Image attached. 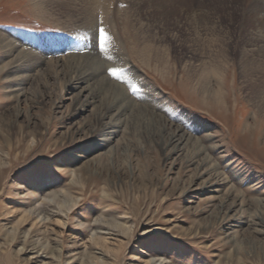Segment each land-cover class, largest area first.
Returning a JSON list of instances; mask_svg holds the SVG:
<instances>
[{"label":"rangeland","instance_id":"374dc122","mask_svg":"<svg viewBox=\"0 0 264 264\" xmlns=\"http://www.w3.org/2000/svg\"><path fill=\"white\" fill-rule=\"evenodd\" d=\"M255 1L137 0V7L128 6L135 15L139 44L153 47L150 53L157 62L152 65L172 67L176 80L163 82L135 56L129 67L176 101L177 112L161 113L169 122L186 128L183 117L188 114L191 124L207 125V131L191 133L201 139L219 166L217 173L229 182L219 192H197L208 177L199 179L185 152L167 159L156 142L159 133L147 123L139 127L132 121L109 146L101 147L91 127L93 108L73 116L79 109L78 91L69 86L66 72L62 76L44 66L16 73L6 50H0V264H42L17 256L28 231L31 242L46 235L55 241L63 251V264H81L94 253H104L100 264H264V226L257 219L264 212L258 203L264 201V164L257 161L261 154L256 148L248 153L250 145L236 126L241 116L252 126L264 122V53L242 55L264 51V0H258L257 8ZM85 6L81 0H0V33L32 40L47 61L68 57L70 50L63 51L70 49L67 41L79 43L77 29ZM99 28L102 25L95 45ZM113 36L120 48L121 40ZM131 42L125 38L127 48ZM209 58H221L217 64L227 74V88L235 87L231 99L235 101L236 93L238 114L232 117V108L229 119L235 133L200 112L199 101L180 88L186 63V68L198 66L212 75L209 65L215 64ZM125 70L119 69V76ZM130 82L124 86L128 95L145 106L150 90ZM9 91L24 97L18 103ZM207 137L211 140L204 141ZM228 191L233 195L224 209L220 204ZM233 201L236 205L230 208ZM34 209L45 212L38 217ZM228 218L240 223L231 227ZM18 222L23 223L12 242L7 232ZM95 235L106 241H93Z\"/></svg>","mask_w":264,"mask_h":264},{"label":"bare ground","instance_id":"6f19581e","mask_svg":"<svg viewBox=\"0 0 264 264\" xmlns=\"http://www.w3.org/2000/svg\"><path fill=\"white\" fill-rule=\"evenodd\" d=\"M81 1L83 5L86 4L84 10L87 12L86 15L84 14V17L80 18V24L78 25L77 29L78 33L80 34V37H77V39H79L80 47L75 46L79 44L77 41L76 43L67 41L66 45L70 49H65L63 52L70 50L71 53L68 57L58 59L55 57V59L47 61L45 59L44 53L36 50V45H33L31 42L32 40L30 41L23 39L20 36L13 35L11 33H7L6 35L0 33V50H6L7 57L11 59V62L15 65L11 68V71L25 74L39 70L41 68L43 69L44 66H47V69L52 73H62V76H64L65 74L63 75V72H66L70 76L69 86L73 90L78 91V93H76L78 100L76 101L79 104V109H75L76 113L73 114V116H77L78 111H85L88 107L93 108L92 112L94 114V125L91 127L94 129L93 132H98L99 140L102 142V145H100L101 147L109 146L117 137V134L121 131L120 129L124 126L125 128H128V126L132 124V121L136 122L138 124L137 126L139 127H141L142 123H147L148 126L154 127L159 133L158 140H156V142L161 145L160 147L164 151L167 159L171 156L185 152L186 158H188V163L191 165H196L199 172V179L203 178L204 176L208 177L198 188H196L197 192L207 191L209 190L208 188H211L214 192H219L221 187H224L225 185L227 186L229 182L226 181L222 175L217 173L219 166L217 163H213L211 158L208 156V150H206V146L202 144L201 139H195L193 137L194 135L191 133L194 131H198L199 133L207 131V125L200 123L195 124L196 121L195 123L191 124L192 118H188V114L187 117H183V121H187L185 126L186 128L181 125H175L169 122L162 116L161 113H171L172 111L177 112V108L179 106H174V102L176 103V101L166 97L162 91L158 90L157 86L144 81L138 70L129 67L130 61L133 59L132 57L135 56L137 57V60L146 68L150 70L154 69L155 73L160 76L163 82L174 83V80H176V75H174L171 70L172 67L171 69L170 67L168 68V66L159 67V63H157L155 66L152 65L153 61L155 60L152 58L150 53L153 52L151 50L153 47L150 48L147 43H145V45L139 44V34L137 35L133 24L135 15L128 10L129 4H133L137 0H128L126 3L122 4H120L118 0ZM122 2H124V0H122ZM125 4H127L128 8H125ZM257 6H259L258 0L254 2V7L257 8ZM134 7H137V5H134ZM77 22L75 19V24ZM101 25L102 28L108 29V32H105L108 34L110 39L106 45L107 50L99 53L100 51H96L98 50L97 47L99 45H95V42L98 40V27ZM121 25L122 27H120ZM65 27L67 28V26ZM113 35L117 36L118 39L121 40L122 44L120 48H117L119 47L118 44H115V42L112 41L111 36ZM95 37L96 40L94 42ZM128 37L131 40L133 39L134 42H131L132 45L127 48L126 45H128V43L125 45V38ZM260 39L264 43V39ZM86 49H90L91 52L89 51V54L87 53V55L82 54ZM118 51H122V53H118ZM257 51L258 50L244 51L242 52V55L245 56L248 54L249 56L257 54L259 57H261L262 53H264V51ZM55 53L59 54V50H55ZM209 59L212 61V58ZM218 59L214 58V61H212L215 66L208 64L210 69H212L211 76H208V73L202 71V69H198L200 68L198 66H194V69H190L189 67L186 68V63L182 69L184 73H181L182 75L179 79V84L183 82V84L180 85V88L189 93L191 99L193 97L199 101L201 105L197 108L200 110V112L206 113L210 117L218 120L222 127L227 128L230 133H235L231 127H229V119L230 114L232 113V108H234L232 117H235L238 114V99L235 92V101L231 99V92L235 90V87H233V90L231 89V91L228 90L227 74L225 73L226 75H223L224 72L219 70V64L217 63H221V58ZM155 61L157 62V60ZM206 62L207 61H205V63ZM133 65L136 67L134 62ZM126 66L129 68L127 69ZM246 67H249V63L246 64ZM112 68L118 70L126 68V70L120 76L119 73L123 70H120V72L118 71V79L117 77L109 75L108 70ZM191 70H193L192 73H190ZM197 70H201L202 72H197ZM128 81H131L130 83L132 84L135 81L136 84L139 83L142 88L150 90V97L146 99L144 98L143 101L146 103L145 106L141 105V102L138 104V101H134V98L128 95L126 91L127 89L125 90V83L127 84ZM9 93L14 95L13 98H16L18 103L20 102V99L24 97L23 94H13V91H9ZM85 93H87L85 101H82L81 97H83ZM148 109H151L152 112L148 111ZM180 114L184 113L180 112ZM142 126L145 127L146 125ZM236 126H238L237 128L239 133H243L244 139L247 140V143L245 144L250 145L248 153L253 154L252 151L257 149L255 152L258 154L260 153L261 159H264V138L262 136L264 132V122L252 126L247 122V119L244 116H241L237 121ZM204 139V141H207L208 139L211 140L210 137ZM210 150L216 151V148L210 147ZM261 159L259 158L257 161H259L261 164H264V161ZM227 193L228 196L224 198V203L220 204L224 209L228 203V197H232L233 195L232 191H228ZM258 203H261V207L264 209V201H258ZM243 204L244 201H241L242 207ZM235 205L236 201H233L230 208ZM34 210L35 213L38 212V217H42V214L45 212L43 209ZM261 216H258L257 219H259L260 224L264 226V212ZM22 223L23 222H18L16 227L11 228V230L7 232L8 237L9 239L11 238L10 240H12V242L18 239L17 235L20 229L19 226L21 227ZM238 223H240L239 220L234 218H230L227 221V225L231 227L234 225L238 226ZM30 232L31 231H28L21 239L22 247L17 251V256H26L28 258V262L39 261L42 264H49L46 262V260L50 259L52 260L51 264H63L62 249L56 245L55 241H52L50 238H48L46 235L47 233H44L46 236L42 239L35 240L34 242L32 240L31 242L30 239L32 236ZM10 240L9 242H11ZM41 240H44L42 244ZM92 240L101 242L100 240L106 241V238L95 235L92 237ZM49 255L51 257H49ZM100 256L103 257L105 255L104 253H94L93 256L89 257L88 261L84 262V259L81 260V264H100L102 262Z\"/></svg>","mask_w":264,"mask_h":264},{"label":"snow or ice","instance_id":"6c2138e0","mask_svg":"<svg viewBox=\"0 0 264 264\" xmlns=\"http://www.w3.org/2000/svg\"><path fill=\"white\" fill-rule=\"evenodd\" d=\"M109 39H110V37L105 32V30L103 28H99V47H100L101 51L107 50L106 45H107ZM118 71L119 70L115 69V68L108 70L110 76L117 77L119 79Z\"/></svg>","mask_w":264,"mask_h":264}]
</instances>
